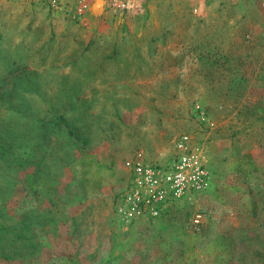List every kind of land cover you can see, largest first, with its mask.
Segmentation results:
<instances>
[{"label": "rangeland", "instance_id": "rangeland-1", "mask_svg": "<svg viewBox=\"0 0 264 264\" xmlns=\"http://www.w3.org/2000/svg\"><path fill=\"white\" fill-rule=\"evenodd\" d=\"M119 2L125 10L89 0L77 16L72 0L59 10L0 0V166L10 176L0 185L7 216L35 240L23 241L35 250L22 261L0 264H101L118 252L115 264H264L259 0ZM182 131L204 144L207 189L154 223H119L122 160L140 150L161 161Z\"/></svg>", "mask_w": 264, "mask_h": 264}, {"label": "built area", "instance_id": "built-area-1", "mask_svg": "<svg viewBox=\"0 0 264 264\" xmlns=\"http://www.w3.org/2000/svg\"><path fill=\"white\" fill-rule=\"evenodd\" d=\"M50 8L59 10L66 0H44ZM72 11L81 16L89 0H72ZM115 10H125L127 5L119 0H104ZM264 11V0H259ZM196 119L211 128L201 105L191 106ZM124 172L119 176V186L112 195V211L119 223H154L172 205L186 203L203 193L210 183L211 172L206 167L204 144L188 131L178 133L172 140L171 154L161 161L147 159L142 151H134L121 162ZM202 215L196 211L189 223L191 231H198Z\"/></svg>", "mask_w": 264, "mask_h": 264}, {"label": "trees", "instance_id": "trees-1", "mask_svg": "<svg viewBox=\"0 0 264 264\" xmlns=\"http://www.w3.org/2000/svg\"><path fill=\"white\" fill-rule=\"evenodd\" d=\"M3 156L6 157L5 154L1 153L0 160L1 157ZM87 161L88 160L85 159V162ZM0 178L5 180L4 181L5 183L8 182V180L6 179L10 178V176L3 169L2 166H0ZM32 187H36V183H34V186ZM7 189L8 188L6 186L1 188L0 185V190H1L0 191V257L3 259L16 258L22 261V259L25 256H27V252H25V250L28 249V247H29L28 254H32L33 250H35L34 244L26 247L24 250L23 245L25 244V242L23 241L30 239L33 243H35L34 235L23 228L22 218H19L17 220L15 219L11 220L7 216V210L5 209V204H4L5 203L4 200L6 199L5 196L7 195L6 192ZM65 263H66V258L64 257L61 258L60 262H58L57 264H65Z\"/></svg>", "mask_w": 264, "mask_h": 264}, {"label": "crops", "instance_id": "crops-1", "mask_svg": "<svg viewBox=\"0 0 264 264\" xmlns=\"http://www.w3.org/2000/svg\"><path fill=\"white\" fill-rule=\"evenodd\" d=\"M163 242H165V241H157V242H155V245H152L153 247H157V246H161V247H163V245H164V243ZM170 245V244H169ZM166 246V245H165ZM147 253H148V251H147ZM121 256H122V253L121 252H118V253H116V255L115 256H106V258H104V262L103 263H101V264H115L116 262H120V258H121ZM152 259L153 258H151V257H149V261H151L150 263H153L152 262ZM158 259V258H157ZM161 261V260H160ZM67 262V261H66ZM197 262L199 263V264H203V263H205V261H203V260H197ZM165 262H159L158 261V264H164ZM191 263H193L192 261H188V260H185V259H182V260H180V259H176L175 261H173V264H191ZM166 264V263H165Z\"/></svg>", "mask_w": 264, "mask_h": 264}]
</instances>
